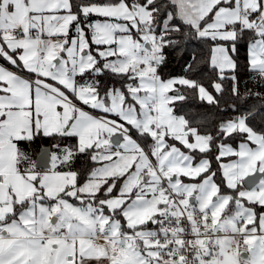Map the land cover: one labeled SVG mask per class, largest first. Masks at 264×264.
Listing matches in <instances>:
<instances>
[{
  "label": "snow or ice",
  "instance_id": "snow-or-ice-1",
  "mask_svg": "<svg viewBox=\"0 0 264 264\" xmlns=\"http://www.w3.org/2000/svg\"><path fill=\"white\" fill-rule=\"evenodd\" d=\"M0 264H264V0H0Z\"/></svg>",
  "mask_w": 264,
  "mask_h": 264
},
{
  "label": "trees",
  "instance_id": "trees-1",
  "mask_svg": "<svg viewBox=\"0 0 264 264\" xmlns=\"http://www.w3.org/2000/svg\"><path fill=\"white\" fill-rule=\"evenodd\" d=\"M169 70H175V72H179V67L176 65V64H172V65H170V69ZM243 83H244V80L242 79V83H241V86L243 87ZM80 163H83V160L82 161H79L78 162V165L80 164Z\"/></svg>",
  "mask_w": 264,
  "mask_h": 264
}]
</instances>
